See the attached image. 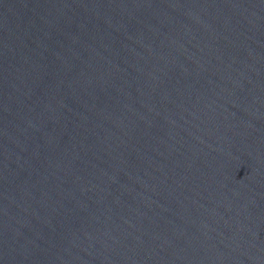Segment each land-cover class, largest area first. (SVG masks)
I'll return each instance as SVG.
<instances>
[{
  "label": "water",
  "instance_id": "obj_1",
  "mask_svg": "<svg viewBox=\"0 0 264 264\" xmlns=\"http://www.w3.org/2000/svg\"><path fill=\"white\" fill-rule=\"evenodd\" d=\"M0 264H264V0H0Z\"/></svg>",
  "mask_w": 264,
  "mask_h": 264
}]
</instances>
